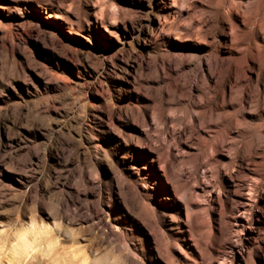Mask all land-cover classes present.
I'll use <instances>...</instances> for the list:
<instances>
[{"label": "rangeland", "instance_id": "1", "mask_svg": "<svg viewBox=\"0 0 264 264\" xmlns=\"http://www.w3.org/2000/svg\"><path fill=\"white\" fill-rule=\"evenodd\" d=\"M71 1L59 29L0 0V247L41 222L24 264H264V0Z\"/></svg>", "mask_w": 264, "mask_h": 264}, {"label": "bare ground", "instance_id": "2", "mask_svg": "<svg viewBox=\"0 0 264 264\" xmlns=\"http://www.w3.org/2000/svg\"><path fill=\"white\" fill-rule=\"evenodd\" d=\"M53 2V6H51L47 10L46 14L47 17L45 18L48 25H53L60 29L62 22L66 23L67 25H74L76 21L72 19V16L69 14H65V16L61 17L60 10L64 8L68 0H49ZM205 0H199V3L202 5ZM219 1V0H218ZM221 1V0H220ZM224 3V10L226 13L239 15L240 11V3L243 0H222ZM217 2V0H212V4ZM87 5V2L84 0H72L70 6H74L75 8L84 7ZM217 5V4H215ZM70 8V7H69ZM215 11H218L216 6L214 7ZM93 8L87 7L86 12L88 16H92ZM64 13V12H63ZM68 13V12H67ZM96 18V17H95ZM229 24V20L226 15H221L219 19V25L222 28H225ZM62 29V28H61ZM230 30H237L236 26L230 28ZM151 169L154 167V160L151 161ZM55 228V227H53ZM51 227L49 224L46 223H35L29 222L26 224H22L20 226L19 231H17L12 237L9 238L7 243L0 247V252L2 253L5 263L6 264H24L26 260L35 258L36 254H38V250L45 244L47 241L46 236L50 233ZM51 249L49 248L48 251ZM90 260L85 258L80 264H90ZM79 264V263H73Z\"/></svg>", "mask_w": 264, "mask_h": 264}]
</instances>
